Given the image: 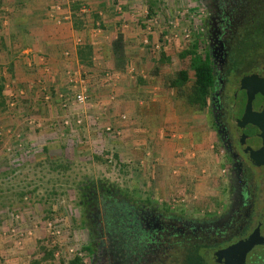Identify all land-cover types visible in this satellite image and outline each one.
Wrapping results in <instances>:
<instances>
[{"label": "rangeland", "instance_id": "374dc122", "mask_svg": "<svg viewBox=\"0 0 264 264\" xmlns=\"http://www.w3.org/2000/svg\"><path fill=\"white\" fill-rule=\"evenodd\" d=\"M52 6L70 10V29L92 40V65L70 66L78 72L69 83L60 76L58 86L34 98L16 99L5 88L0 264H69L76 257L82 264L89 204L106 191L192 207L215 200L221 183L209 109L188 100L194 72L184 89L172 85L179 57L194 47L203 53L200 0H57ZM114 75L121 84L102 85L103 76L114 81ZM80 81L89 83L87 103L63 106Z\"/></svg>", "mask_w": 264, "mask_h": 264}, {"label": "flooded vegetation", "instance_id": "af4514ba", "mask_svg": "<svg viewBox=\"0 0 264 264\" xmlns=\"http://www.w3.org/2000/svg\"><path fill=\"white\" fill-rule=\"evenodd\" d=\"M200 3L218 195L170 207L104 192L82 264H264V0Z\"/></svg>", "mask_w": 264, "mask_h": 264}, {"label": "crops", "instance_id": "0c3cea01", "mask_svg": "<svg viewBox=\"0 0 264 264\" xmlns=\"http://www.w3.org/2000/svg\"><path fill=\"white\" fill-rule=\"evenodd\" d=\"M54 1L57 0H0V76L5 79V88L11 86L16 99H23L25 93L28 98H34L39 94L38 90L58 86L61 77L66 85L71 74L78 72H72L70 66L83 68L78 60L77 47L86 44L84 41L91 45L92 40L86 37L85 31L77 35L73 33L70 10H57L52 6ZM73 78L77 79L76 76ZM113 78L103 76L102 85L110 83L106 88H115L123 80L121 76H115L114 81ZM78 83H82L77 88L79 92L90 91L87 81ZM66 91L69 87L59 92L56 98L66 96ZM127 94L125 92V98H128ZM115 95L110 97L111 103L117 99ZM152 101L156 103L158 99Z\"/></svg>", "mask_w": 264, "mask_h": 264}, {"label": "trees", "instance_id": "16d2710c", "mask_svg": "<svg viewBox=\"0 0 264 264\" xmlns=\"http://www.w3.org/2000/svg\"><path fill=\"white\" fill-rule=\"evenodd\" d=\"M196 48L197 47H194L190 52L188 51L179 57L180 60L179 69L177 70V78L172 81V85L178 87L179 89H184L190 81L189 72L193 71L194 80L188 100L189 103L196 105L199 109H205L207 107V99L214 79L209 63L196 54ZM93 50L94 49L89 44H84L79 48L77 54L80 65L86 67H90L92 65ZM4 93L5 79L0 76V105L3 106H5ZM69 264H81V260L76 257L70 261Z\"/></svg>", "mask_w": 264, "mask_h": 264}, {"label": "built area", "instance_id": "2783aa9c", "mask_svg": "<svg viewBox=\"0 0 264 264\" xmlns=\"http://www.w3.org/2000/svg\"><path fill=\"white\" fill-rule=\"evenodd\" d=\"M57 10H60V8L58 7ZM66 55H68V53ZM73 89H75V87ZM72 94H73L72 97L64 99V102L66 100L67 104L65 103V104H63V106H68V103L71 102V101L74 104H85V103H87L88 98H87L85 92H79V91L73 90ZM109 131H110V129H109Z\"/></svg>", "mask_w": 264, "mask_h": 264}]
</instances>
